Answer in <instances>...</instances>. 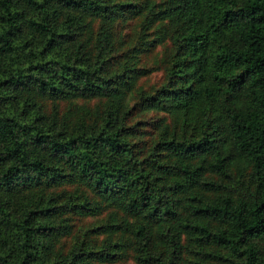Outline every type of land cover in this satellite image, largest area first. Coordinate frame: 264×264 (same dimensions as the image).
Instances as JSON below:
<instances>
[{
    "label": "trees",
    "instance_id": "trees-1",
    "mask_svg": "<svg viewBox=\"0 0 264 264\" xmlns=\"http://www.w3.org/2000/svg\"><path fill=\"white\" fill-rule=\"evenodd\" d=\"M159 44L160 79L145 83ZM150 110L172 121L145 145L137 116ZM232 166L253 176L237 194L223 182ZM60 181L91 193L47 190ZM109 206L136 220L110 211L94 228L103 245H85L66 213ZM184 235L193 264H264V0H0V264L127 251L180 264Z\"/></svg>",
    "mask_w": 264,
    "mask_h": 264
},
{
    "label": "rangeland",
    "instance_id": "rangeland-1",
    "mask_svg": "<svg viewBox=\"0 0 264 264\" xmlns=\"http://www.w3.org/2000/svg\"><path fill=\"white\" fill-rule=\"evenodd\" d=\"M145 1V0H142ZM136 16H132L131 19L128 20L123 30L125 36L128 40V43H131L137 35V21ZM168 52V47L166 44H159L154 48L147 49L144 52L142 63L150 66L152 71L148 74L143 81L145 83H151L155 81H159V77L157 74L162 72V66L160 62H162ZM40 100L43 104V107L47 112H51L54 103H57V107L60 113H65L67 110V103L65 101H59L50 97H40ZM139 118H142V122L139 124L140 132L138 133V138L144 140V144H149L160 131V129L166 124L172 121L171 115L161 111V110H150L143 114H138ZM148 147L145 148L147 150ZM205 177H213L219 178L218 174L215 173H206ZM223 182L226 184L228 190L233 191L234 194H237V189L251 187L253 184V176L249 167L238 170L235 166H232L230 169L229 176L223 177ZM201 189V188H199ZM47 190L59 192L62 191L65 196H70L74 194H90L91 191L86 186L78 184L76 182H64L60 181L58 184L53 185L51 187H47ZM207 196H214L221 193L223 190H213V191H204ZM20 191L14 194V197H18ZM182 214H184V210L182 207L180 208ZM112 211V218L115 220H121L125 222H134L136 218L129 214L122 212L119 208L115 206H109L105 208L101 213L96 215H83L79 214L75 211L67 212L68 223L71 224V231L73 234L77 236L78 239H83L84 244L91 247L99 248L103 245L105 233L104 232H95L94 228L104 221L107 217V214ZM68 236V235H67ZM64 238V237H63ZM62 238V239H63ZM61 239V240H62ZM182 242L184 245L188 247L184 248L183 251V259L180 264H193L192 261L197 258V254L195 250L198 248L197 244H194L188 235H184ZM91 264H136L135 260L130 251H127L125 254L120 256L117 259H113L111 261L106 262H97L96 260L90 261Z\"/></svg>",
    "mask_w": 264,
    "mask_h": 264
}]
</instances>
